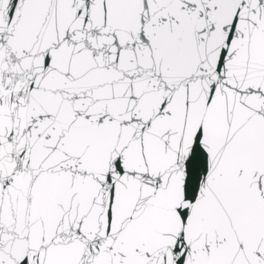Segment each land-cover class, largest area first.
Segmentation results:
<instances>
[{"label": "snow or ice", "instance_id": "obj_1", "mask_svg": "<svg viewBox=\"0 0 264 264\" xmlns=\"http://www.w3.org/2000/svg\"><path fill=\"white\" fill-rule=\"evenodd\" d=\"M0 264H264V0H0Z\"/></svg>", "mask_w": 264, "mask_h": 264}]
</instances>
